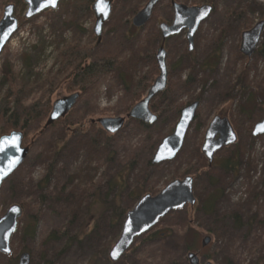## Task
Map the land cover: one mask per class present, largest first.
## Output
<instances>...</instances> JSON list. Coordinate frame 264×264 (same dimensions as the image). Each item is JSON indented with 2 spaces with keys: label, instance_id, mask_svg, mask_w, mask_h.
<instances>
[{
  "label": "trees",
  "instance_id": "trees-1",
  "mask_svg": "<svg viewBox=\"0 0 264 264\" xmlns=\"http://www.w3.org/2000/svg\"><path fill=\"white\" fill-rule=\"evenodd\" d=\"M66 1L65 12L69 15L66 25L73 35L69 41L59 40L57 43V69L52 68L45 76L32 73L19 76L11 63L1 67L0 137L13 130L23 131L24 145L32 148L31 159L44 167V174L37 181L28 183L24 177H20L12 185L14 175L17 174H13L8 181L12 185L11 203L21 205L24 211L22 226L18 227L12 243H22L24 251L33 257L31 264H50L52 258L63 255L84 242L93 247L87 264H176L186 252L195 249L199 233L192 231L196 227L197 231L207 232L216 243L221 244L218 248L225 256L224 264H235L239 255L234 235L241 229L243 220H248V225L255 224L264 230V211L262 212L258 202L263 192L258 189L257 184L251 182V173L257 170L258 162L253 157L245 161L250 150H246L239 140L234 146L221 150L217 165H210L197 146L195 158H188L182 149L178 156L185 160L187 166L184 170H177L173 179L186 176L195 178L197 203L192 214L194 219L188 217L191 215L188 211H174L149 232L137 238L121 260L113 263L109 259V251L121 234L126 214L141 197L146 194L156 195L162 190L159 179L154 175L155 168L159 166L152 164L153 155L161 140L174 130L182 108L202 99L195 91L199 82L205 81L206 77L199 81L197 78L200 73L215 69L220 43L201 58L197 57L196 50L190 53L186 43L183 44L175 68H179L182 73L188 71V75L185 78L180 75L174 80L170 79L167 89L150 105L152 111L157 113L161 127L166 125L165 122L171 121L170 128L165 132L159 125L150 126L131 118L119 133L109 135L91 120L85 123L82 116L71 118L69 114L44 129L53 106L51 97L64 83L67 91L80 92L92 98L101 82L109 77L113 78L118 86L123 87L125 96L120 98L112 111L116 116H126L146 96L154 82L153 71L138 81L130 80L127 83V75L136 73V65L134 67L131 63L133 56L124 58L122 49H117V46H105L100 50L102 46L97 45L92 32L84 39L85 30L80 28L82 24L79 23V16L93 14L91 4L94 0ZM127 1L125 0L123 7L128 5L131 14L117 15L120 25L126 21L125 17L134 15L143 5L141 2L146 0ZM8 2L24 8L22 0ZM205 2L214 7V14L216 1ZM150 23L146 27L149 28ZM132 30L140 35L137 32L140 30ZM125 31L127 32H122L120 38L127 42L133 40L135 44L139 38L135 34L133 36L134 32ZM154 32L153 39L147 42L158 46L162 41L160 28H156ZM145 47L144 44L143 49ZM28 67L30 68L29 64ZM247 88L250 89L248 85L236 82L232 92L226 93L225 99L235 101L239 91ZM32 92L36 96L28 105ZM257 92L258 90L255 91ZM184 96L189 101H184ZM229 108L230 121L239 132L240 126L234 109L231 106ZM260 109L264 110V99L260 100ZM106 110L109 111L110 108ZM200 112L198 111L195 120L197 127L206 125ZM238 112H241V108ZM258 121L259 119L252 124ZM253 125L249 127V139L252 141L256 140L252 136ZM81 152L85 155L83 165L70 169L69 160L77 158ZM24 165L17 172L25 170ZM244 166L248 185L246 193L249 195L245 205L251 207L246 214L237 208L224 209L229 202L226 188L238 179ZM27 171L29 170L26 169L23 173ZM30 178L29 175L28 179ZM169 182H165L164 186ZM48 211L62 218V222L37 243L39 223ZM182 213L187 216L182 217L181 222H173L174 217ZM169 241L179 242L182 247L167 246ZM56 244L62 245L58 252L53 248ZM248 251L251 255L258 256L257 264H264V233L250 243Z\"/></svg>",
  "mask_w": 264,
  "mask_h": 264
},
{
  "label": "rangeland",
  "instance_id": "rangeland-1",
  "mask_svg": "<svg viewBox=\"0 0 264 264\" xmlns=\"http://www.w3.org/2000/svg\"><path fill=\"white\" fill-rule=\"evenodd\" d=\"M129 1L130 0H128L127 3H129ZM146 1H144V3L141 2L143 4L141 8L144 6ZM177 1L188 6H200L206 3L205 0ZM214 1H216L217 4L215 13L201 24L195 35V50L197 52L196 55L199 58L209 52V50L215 49L220 43L218 52L219 59L215 69H209L204 73H200L197 78L199 81L206 77L205 81H202L201 83L199 82V85L196 87L195 91V94L202 96L198 111H201V118H203V122L206 125L197 127V121H195L187 134L185 144L182 149L185 150L186 156L188 158H190V156L192 158L197 157L195 148L196 146L199 147L200 151L202 152L201 148L204 141L205 131L210 121L215 116H221L223 118H227L228 121L231 122L228 111L230 110L229 106H231V108L234 109L235 118L237 119V123H239L240 126L239 132L235 130L238 135V140L243 143L246 150H250V152L246 155L245 161L253 157L258 162L257 170L251 173L253 176L251 182L253 184H257L258 189L263 192V195L258 200L263 212L264 135L255 137L256 140L254 141L250 140L249 137L251 132H249V127L253 125L252 123L254 121L258 119L260 121L264 118V110L260 109V100L264 99V31L260 44L252 58H247L240 52V43L242 32L251 29L259 21L264 20V0ZM66 2V0H63L56 11L47 10L30 20L25 19L27 5L23 2L24 8H22L21 6L14 3L16 5L15 15L19 20V29L6 44L2 53L0 54V72L3 64L7 65L8 62L13 65L12 68L14 72H16L19 76H25L28 73L43 74L45 76V74H47L52 68L57 69V65H55V59L58 53L57 43L59 40L69 41L73 35L72 30L66 25L69 18L68 13L65 12ZM124 2L125 0H114L112 15L104 25L102 40L99 44L102 46L100 50L105 46H117V49H122L121 53L124 58H129L131 55L133 56L131 63L134 65V67L136 65V73L132 76L129 74L127 75L129 78L126 79L127 83H129L130 80L138 81L139 78H144L153 71L154 81L159 74L155 54L160 44L157 46L154 43L150 44L147 41L153 39L152 35H154L156 28H159V24L161 22H170L173 19V10L170 5L171 1L163 0L156 7L150 21V27H145L140 31H137L140 32V35L135 34V31L132 30L135 29L132 26L133 15L130 18H124V20L126 19L127 22L124 21L121 25L118 23L120 18L117 15L129 16L131 14L129 13L130 8L128 5L123 7ZM8 3H10L8 0H0V19L2 18L3 7ZM79 18V23L82 24L80 28L85 30L84 39L86 40L90 32H92L94 35L93 29L95 26V15L93 13L91 16L89 14L88 16L84 17L79 16ZM125 30L134 32L132 33L133 36L135 34L136 38H139L135 44L133 43V40L131 42H127L126 39L120 38L122 32H127ZM186 33L187 31H184L182 34L170 38L165 44V48L167 50L169 81L170 79L174 80L180 75L185 78V76H187L189 73L188 71L182 73L179 68H175L176 60L182 53L181 50L184 43H186L185 46L187 48ZM144 44L146 45V49H143ZM28 64L30 65V68L28 67ZM1 77L2 73L0 74V79ZM34 78L35 76L32 78V80H34ZM239 78L242 79L240 80ZM236 82H239L240 85L243 86L248 85L250 89L247 88L246 90H240L236 100L231 102L225 99V95L228 92H232ZM65 85V83L62 84L52 95V105L57 99L69 96V94L72 93L65 89ZM254 90H258V92L255 93ZM35 96L36 95L33 92L29 95V100L27 101L28 105L31 104V101L35 99ZM124 96L125 90L123 87L118 86L116 81L109 77V79H106L100 83L97 93L92 98H88L87 96L81 94L76 105L68 114L71 115V118H80L82 116V118H85V123H88L92 119L97 120L100 117H117L112 109H114V107L117 105L120 98ZM183 100L189 101L187 96H184ZM108 108H110L109 111L106 110ZM239 108H241V112H238ZM44 122L41 123V126H43ZM160 124L161 122H158L152 126L157 127L159 125V127L165 132L170 128L171 121L165 122L166 125L163 127H161ZM230 124L232 125V122ZM96 125L101 127L97 123ZM171 133L169 132L167 135ZM31 152L32 148H30V153L24 162L26 165L23 164L24 169L29 170L27 171L29 174H27V172L23 173L25 170L17 172L20 168H23L22 165V167L16 171L17 173L15 174L17 175H14L12 185L20 177H24L25 181L29 183L31 181H37L44 174L43 165L31 159ZM219 156L220 152H217L213 164H219ZM29 157L30 160H28ZM84 161L85 155L83 152H81L77 158L69 160V167L70 169H75L79 166H82ZM206 161L208 160L206 159ZM156 166L159 167L155 168L154 175L160 181L159 187L163 188L164 183L173 181L176 171L186 169L187 164L185 160H181V157L179 158V156H177L172 161ZM245 168L246 166L243 167L238 179L232 181L229 187L226 188V194L229 202L228 204H225L224 209L237 208L243 211L245 214L247 211H249V209L251 210V207L249 208V206L245 205V203H247L249 200V195L246 193V188L248 185ZM29 175L31 177L30 179H28ZM9 179L5 182L7 183L6 185L5 183L3 184V186H5L0 191V217L4 215L8 207L12 204V195L10 193V187L12 185L8 183ZM254 208H256L255 205ZM181 210L190 212L189 214L191 215L188 217H190V219H194V217H192L194 208H192L190 205H186ZM184 216L187 215L182 213L178 216H175V220H173V222H181L182 220L180 219ZM171 218L173 219V217ZM61 222L62 218L56 216L51 211L45 212L41 222L39 223L37 243L41 241L48 231L58 226ZM243 222L244 223L242 224L241 229L234 235V239L236 241L235 245L238 246L239 255L235 261V264H257L259 258L258 256H254L249 253L248 246L253 240L259 237V235H263L264 230L255 224L248 225L246 223L248 220H243ZM21 226L22 222L20 220L19 228ZM196 232L199 233V235L193 252L198 253L201 263L206 264L210 262L212 264H224L226 260L225 256L218 248L221 246V244L216 243L212 238L211 243L203 248L201 247L202 238L208 236L209 234L204 231L199 232L195 227L192 233L196 234ZM13 240H11L13 249L12 256L0 254V264H17L19 255L26 251H24L23 245L20 241H17L16 244H13ZM167 246L182 247L179 242L173 241L167 242ZM53 248L58 252L62 248V245L56 244ZM92 249L93 247L91 248L89 243L84 242L81 244V246H74L69 252H66L63 255L61 254L62 256L59 255L56 258H52L50 264H87L92 253ZM188 253L189 252H186L184 256H182V260L178 261L176 264H189L187 259Z\"/></svg>",
  "mask_w": 264,
  "mask_h": 264
},
{
  "label": "water",
  "instance_id": "water-1",
  "mask_svg": "<svg viewBox=\"0 0 264 264\" xmlns=\"http://www.w3.org/2000/svg\"><path fill=\"white\" fill-rule=\"evenodd\" d=\"M62 1L57 0L55 7L51 4H48L46 7H41L46 0H23L27 5L25 19L30 20L47 10L56 11ZM161 1L148 0L146 5L133 17V25L138 28L145 26L151 20L155 7ZM105 4L107 8L102 11L101 9H104ZM171 4L174 10V17L171 24L161 25L162 39L165 41L187 30L188 50L189 52H193L195 35L201 24L211 17L213 7L210 4L188 6L178 3L176 0H171ZM112 5L113 0H95L92 4V10L95 14L94 34L97 37V44L101 42L104 25L112 14ZM15 10L16 5L14 3H8L3 7L2 18L0 19V35L8 32L13 26H15V29L11 32L7 40L0 41V45H2L0 46V54L19 29V20L15 15ZM205 12H207L206 16L203 15ZM263 31L264 20H261L251 29L242 32L240 52L245 57H253L262 39ZM156 61L159 69L158 76L155 78L146 96L125 117H100L97 120L92 119L91 122L98 123L103 130L111 135L120 132L124 128L126 120L130 118L140 120L149 125L157 123L158 116L153 113L150 104L155 97L167 89L169 80L167 51L163 46L156 53ZM79 98L80 92H75L54 101L44 129L65 117L74 108ZM199 107L200 101L196 100L182 108L173 132L164 137L158 145L151 161L153 165L172 161L178 156L185 144L191 125L196 120ZM260 125H264V118L254 124L252 129L253 137L264 135V130H260L259 128ZM24 137L23 131L15 130L0 137V176H2L0 178V191L3 184L24 164L30 153V145H24ZM237 140L238 135L228 119L215 116L205 131L201 150L209 164H213L216 153L224 147L236 144ZM13 141H15V144H13ZM17 159L18 162L13 164L12 162ZM196 202L194 178L192 176L174 179L162 188L158 194H146L141 197L135 206L126 214L121 234L109 251L110 261L116 263L121 260L137 238L153 229L168 214L181 210L188 204L194 208ZM23 212L21 205L12 204L8 207L4 215L0 217V254L6 256L12 254L11 240L18 230ZM211 241L212 238L210 236H205L202 238L201 246L204 248ZM114 252H118L119 254L114 256ZM187 259L189 264H202L198 253L189 252ZM31 260V254L25 251L19 255L17 264H31ZM206 264L212 263L209 262Z\"/></svg>",
  "mask_w": 264,
  "mask_h": 264
},
{
  "label": "flooded vegetation",
  "instance_id": "flooded-vegetation-1",
  "mask_svg": "<svg viewBox=\"0 0 264 264\" xmlns=\"http://www.w3.org/2000/svg\"><path fill=\"white\" fill-rule=\"evenodd\" d=\"M94 1H95V0H94ZM162 1H163V0H162ZM162 1H161V2H162ZM170 1H171V0H170ZM176 1H177V0H176ZM113 2H114V0H113ZM147 2H148V0L146 1V3H147ZM161 2H160V3H161ZM177 2H178V1H177ZM146 3L144 4V6L146 5ZM160 3H159V4H160ZM178 3H179V2H178ZM92 4H93V2H92ZM92 4H91V10H92ZM159 4H158V5H159ZM205 4H209V3H205ZM158 5H157V6H158ZM170 5H171V7H172V4H170ZM210 5H211V4H210ZM144 6H143V7H144ZM157 6H156V7H157ZM192 6H195V5H192ZM143 7H142V8H143ZM156 7H155V9H156ZM212 7H213V6H212ZM142 8H141V9H142ZM141 9H140V10H141ZM155 9H154V11H155ZM140 10H138L137 12H139ZM172 10H173V7H172ZM112 11H113V5H112ZM213 11H214V7H213ZM92 12L94 13L93 10H92ZM137 12L133 15V17L137 14ZM153 14H154V13H153ZM212 14H213V12H212ZM94 15H95V14H94ZM111 15H112V14H111ZM152 16H153V15H152ZM110 17H111V16H110ZM133 17H132V19H133ZM173 17H174V10H173ZM151 19H152V18H151ZM172 20H173V19H172ZM172 20H171L170 22H166V21L161 22V23L159 24V28L161 27L162 24H168V25L171 24V23H172ZM150 21H151V20H150ZM150 21H149L145 26H143V27H141V28L135 27V26L133 25V23H132V26H133L136 30H141V29L145 28V27L150 23ZM184 31H187V30H184ZM184 31H183V32H184ZM93 32H94V29H93ZM183 32H182V33H183ZM160 33H161V40H162V41L160 42V46L158 47V49H159L161 46H163V47L165 48V44H166L167 40H169V39L172 38V37H175V36H172V37L166 39L165 41H163V39H162L161 28H160ZM182 33H181V34H182ZM94 35H95V34H94ZM179 35H180V34H179ZM176 36H178V35H176ZM186 42H187V51L189 52V50H188V46H189V45H188V41H187V33H186ZM99 44H100V43H99ZM99 44H97V45H99ZM240 45H241V43H240ZM158 49H157V51H158ZM165 50H166V48H165ZM166 51H167V50H166ZM194 51H195V42H194V50H193V52H194ZM156 53H157V52H156ZM190 53H192V52H190ZM155 59H156V54H155ZM156 63H157V61H156ZM72 93H74V92H72ZM72 93H71V94H72ZM69 95H70V94H69ZM208 125H209V124H208ZM207 127H208V126H207Z\"/></svg>",
  "mask_w": 264,
  "mask_h": 264
},
{
  "label": "snow or ice",
  "instance_id": "snow-or-ice-1",
  "mask_svg": "<svg viewBox=\"0 0 264 264\" xmlns=\"http://www.w3.org/2000/svg\"><path fill=\"white\" fill-rule=\"evenodd\" d=\"M56 3H57V0H46V2L41 5V7H46V6H48V4H51L53 7H55ZM106 8H107V5L105 4L104 9H101V10L104 11ZM105 14H107V13L105 12ZM29 15H31V13H29ZM203 15L206 16L207 12L203 13ZM14 29H15V26H13L12 29H9L8 32L3 33V35H0V41L7 40L9 38L11 32ZM0 46H2V45H0ZM259 128H260V130H264V125H260ZM13 144H15V141H13ZM17 162H18V159L16 161H13L12 163L15 164ZM4 175H6V173H4ZM0 178H2V176H0ZM129 231H130V229H129ZM5 251H7V249H5ZM118 254H119L118 252L113 253L114 256H117Z\"/></svg>",
  "mask_w": 264,
  "mask_h": 264
}]
</instances>
